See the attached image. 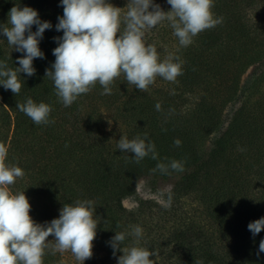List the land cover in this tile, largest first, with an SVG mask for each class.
Segmentation results:
<instances>
[{
	"label": "trees",
	"instance_id": "1",
	"mask_svg": "<svg viewBox=\"0 0 264 264\" xmlns=\"http://www.w3.org/2000/svg\"><path fill=\"white\" fill-rule=\"evenodd\" d=\"M107 2L122 8L123 20L128 0ZM153 3L165 12L171 8L166 0ZM213 4L214 17H222L223 22L200 32L188 47L179 46L167 21L145 32V44H154L161 60L173 54L184 61L183 74L175 83L157 77L143 92L121 74L110 95H101L103 87L97 82L65 107L53 81L45 76V69L55 61L53 37L63 35L55 29L57 17L63 15L60 0H0V25L7 24L9 10L18 5L37 10L40 19L53 26L39 42L44 58L33 60L35 74H18L20 93L14 95L0 85V143L8 147L6 163L24 171L8 187L13 194L24 191L29 215L40 224L58 218L64 204L94 201L98 224L93 243L104 256L83 264H117L122 252L113 256L109 241L136 225L144 232L138 246L153 253V264H264V252L257 255L264 230L253 237L247 228L264 217V66L249 82L226 128L204 153L207 138L220 129L223 107L238 94L242 75L248 67L264 63V0H213ZM9 46L0 35V61L18 68L22 53ZM29 97L51 106L49 120L54 123L36 125L17 109L16 104ZM144 133L155 144L159 160L148 156L137 164L134 153L121 152L117 144L121 136L131 140L143 138ZM175 139L181 141L179 147ZM173 159L186 161L182 172L152 171L158 162ZM173 173L182 175L171 195L185 197L193 208L172 211L157 204L154 209L150 201L141 199L133 209L123 205L136 193L141 176ZM168 213L178 219L167 235L157 234L164 229L158 221H143L157 216L164 222ZM151 233L156 242L151 241ZM54 239L47 238L43 264H80L67 252L53 254ZM133 240L127 235L121 248Z\"/></svg>",
	"mask_w": 264,
	"mask_h": 264
},
{
	"label": "clouds",
	"instance_id": "2",
	"mask_svg": "<svg viewBox=\"0 0 264 264\" xmlns=\"http://www.w3.org/2000/svg\"><path fill=\"white\" fill-rule=\"evenodd\" d=\"M171 6L165 12L153 0H128L127 11L121 19L122 8L115 7L107 0H60L63 15L58 16L55 25L57 32L63 35L53 37L57 46L52 50L55 61L45 69V76L54 83L57 97L65 107L71 106L82 94H87L98 82L103 91L101 95H110L114 80L124 75L126 81L139 91L147 92L157 77L176 82L183 74V60L178 55L169 54L160 59L154 44H145V32L164 21L173 29L179 46L188 47L200 32L214 28L223 22L222 17H214L213 0H166ZM151 9V10H149ZM123 29L121 30V24ZM33 25L36 30L32 31ZM52 24L42 21L37 10L14 5L8 12L6 25H0V32L7 43L16 52L20 67H9L6 61H0V85L16 95L21 91L19 73L31 77L35 74L33 60L43 59L39 48L45 30ZM117 33L119 35L117 36ZM39 86V85H38ZM17 109L28 116L36 125L54 123L49 120L52 111L50 105L35 103L27 98L17 103ZM159 111V102L155 105ZM166 131V130H165ZM179 147L181 141L174 140ZM67 147V145H66ZM118 149L125 153H134V161L139 164L145 157L159 160L155 144L144 137L128 139L121 136ZM8 147L0 143V264H43L47 238L55 239L52 252L70 251L74 258L83 261L93 256V240L96 236L97 220L94 219V201L76 200L64 204L59 217L43 224L36 223L29 215L31 206L23 192L13 194L9 187L16 178H22L24 171L15 163H6ZM185 160H171L167 164L158 162L153 172L168 174L169 169L182 172ZM172 201L168 193L166 206ZM255 237L264 230V217L247 225ZM143 229L132 226L131 232H117L109 241L113 256L122 252L117 264H153V255L148 249L138 246ZM135 237L132 244L121 248L126 236ZM264 252V238L259 242V250Z\"/></svg>",
	"mask_w": 264,
	"mask_h": 264
},
{
	"label": "rangeland",
	"instance_id": "3",
	"mask_svg": "<svg viewBox=\"0 0 264 264\" xmlns=\"http://www.w3.org/2000/svg\"><path fill=\"white\" fill-rule=\"evenodd\" d=\"M3 25H6V22L3 23ZM0 35H3L2 32H0ZM9 48L10 50L14 51L11 45L9 46ZM263 64L264 63L260 62V63H256L248 67V69L242 75L238 94L233 101L229 102L223 107L221 116H220L221 117L220 118L221 120L220 129L219 131L210 135V137L207 138L206 143L204 145V153H207L208 149L210 148L212 144L213 139L217 137L226 128L227 124L230 122L233 113L239 107L243 99V96L246 93V88L249 82L259 72V70L264 66ZM181 175L182 173H173L166 177L161 176V175H156V174H147V175L141 176L136 183V193L132 196L126 197L123 200V205L127 209H133L137 206L138 201L141 199V200L150 201V204L152 206H155L154 209H158L157 207L159 206L173 208L172 211L174 209L178 210V208L179 209H188L189 207L193 208L192 202L186 199L185 197L174 198L173 195H172L171 205L166 206L168 193H171L172 188L174 187L175 183H177ZM157 204L159 206H157ZM159 219H161V217L156 216L153 219H144L143 221L149 222V223L158 221V225H162L164 229L162 230V232L158 230L157 234L162 236V235H167L170 232V230L174 228L178 218L177 217L170 218V215L168 213L166 219H164V222L159 221ZM150 236L152 239L151 241L153 242H156V239H158L156 238V235L154 233H151ZM140 246L142 247V245ZM66 252H67L68 257L70 256L71 259H75L70 251H66ZM92 252H93L92 258L95 259V261L97 262H99V259H102L104 256L103 252H99V250H97L94 243H93Z\"/></svg>",
	"mask_w": 264,
	"mask_h": 264
}]
</instances>
